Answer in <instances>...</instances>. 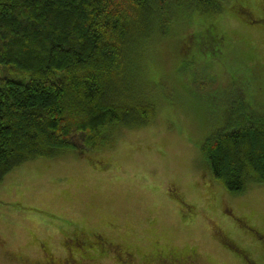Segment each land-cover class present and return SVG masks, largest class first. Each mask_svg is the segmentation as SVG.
Instances as JSON below:
<instances>
[{"label":"rangeland","instance_id":"374dc122","mask_svg":"<svg viewBox=\"0 0 264 264\" xmlns=\"http://www.w3.org/2000/svg\"><path fill=\"white\" fill-rule=\"evenodd\" d=\"M220 1L216 16L173 5V33L154 35L151 52L142 51L160 91L152 121L104 131L101 149L76 137L79 147L4 176L0 264H47L51 254L37 248L45 243L62 260L77 235L87 264H122L121 246L136 257L122 256L125 264H174L171 254L176 264H245L228 243L264 264L263 243L246 228L264 234V183L234 195L218 190L204 168L202 143L222 126L227 104L264 109L263 0ZM203 37L217 56L200 57ZM208 180L213 191L204 188ZM101 237L112 247L105 256L97 252Z\"/></svg>","mask_w":264,"mask_h":264},{"label":"trees","instance_id":"16d2710c","mask_svg":"<svg viewBox=\"0 0 264 264\" xmlns=\"http://www.w3.org/2000/svg\"><path fill=\"white\" fill-rule=\"evenodd\" d=\"M175 4L213 16L223 9L220 0H0V183L29 159L79 147L76 137L101 149L104 131L155 118L160 91L141 57L150 38L173 33ZM205 39L200 57L217 56ZM221 125L202 143L204 168L218 190L241 195L264 183V109L227 104Z\"/></svg>","mask_w":264,"mask_h":264},{"label":"flooded vegetation","instance_id":"af4514ba","mask_svg":"<svg viewBox=\"0 0 264 264\" xmlns=\"http://www.w3.org/2000/svg\"><path fill=\"white\" fill-rule=\"evenodd\" d=\"M257 235L260 236V240L262 241L263 243V248H264V234H261L259 233V231L257 230ZM255 237V236H253ZM48 241H49V238H48ZM71 244L69 245V248L70 249H67L68 251H66V255H63L64 256V259H60V256L58 254H56L55 252V255L54 253H52V251L50 250V248L48 247V244L45 243L44 244V248H39V251H42L46 254V253H50L51 256L49 257V259H44L45 262H47V264H87L85 261L86 260H90L88 257H86L87 255H81V253L83 254H86L85 253V250L84 248L82 247V245H84V242L83 240H81V237L79 235H77L75 238H72L71 239ZM76 243L75 246H72L73 244L72 243ZM83 242V243H82ZM110 242V241H108ZM107 242V240H105L104 238L101 237V241L98 242L99 243V248H98V251L97 252H100L99 255H106V254H110V249L112 248L111 245ZM82 243V245H81ZM117 246H120L119 244H116ZM83 248V249H82ZM122 256H131L133 259L136 260V257L133 253L127 251V249H125L124 247H122ZM230 248V247H229ZM232 249V248H230ZM50 251V252H49ZM233 251V249H232ZM235 251V250H234ZM246 251V250H245ZM81 252V253H80ZM180 252V251H179ZM178 252V253H179ZM243 250H241V254H243ZM247 252V251H246ZM245 253V252H244ZM187 253L186 252H180V255H186ZM76 255V256H75ZM122 256H119V258L121 259V263L122 264H125L124 260L122 259ZM250 256V255H249ZM169 258H172L174 259L173 262L174 264H176V261L178 260V258L174 255V254H171L169 256ZM255 258H251V260L249 259L248 262H245V264H257L256 261L254 260ZM127 264H135V263H129L127 262Z\"/></svg>","mask_w":264,"mask_h":264}]
</instances>
